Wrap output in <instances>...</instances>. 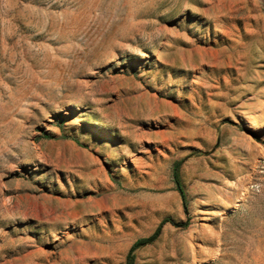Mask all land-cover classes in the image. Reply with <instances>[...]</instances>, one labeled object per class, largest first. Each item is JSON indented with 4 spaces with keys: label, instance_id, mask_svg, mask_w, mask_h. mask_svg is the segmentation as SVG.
<instances>
[{
    "label": "rangeland",
    "instance_id": "1",
    "mask_svg": "<svg viewBox=\"0 0 264 264\" xmlns=\"http://www.w3.org/2000/svg\"><path fill=\"white\" fill-rule=\"evenodd\" d=\"M165 218L136 264H264V0H0V264Z\"/></svg>",
    "mask_w": 264,
    "mask_h": 264
},
{
    "label": "trees",
    "instance_id": "2",
    "mask_svg": "<svg viewBox=\"0 0 264 264\" xmlns=\"http://www.w3.org/2000/svg\"><path fill=\"white\" fill-rule=\"evenodd\" d=\"M173 179L177 185V188L181 194L182 200H183V204L185 207L188 206V200H187V195L185 192V189L182 185V181H181V177L179 174V166L178 164H176L173 168ZM171 221V218H166L164 219L161 224L159 225V227L156 229V231L148 236V237H142L140 239H138L130 248V250L128 251V254L126 256V260H125V264H136V250L139 249L140 247H143L145 245H148L150 243H153L160 235L161 230L163 225L168 222ZM181 226H185L187 224H179Z\"/></svg>",
    "mask_w": 264,
    "mask_h": 264
},
{
    "label": "crops",
    "instance_id": "3",
    "mask_svg": "<svg viewBox=\"0 0 264 264\" xmlns=\"http://www.w3.org/2000/svg\"><path fill=\"white\" fill-rule=\"evenodd\" d=\"M181 199H182V197H181ZM182 203H183V200H182ZM165 219H166V218H165ZM162 221H163V220H162ZM162 221H161V222H162ZM161 222H160V224H161ZM160 224H159V225H160ZM158 227H159V226H158ZM158 227H157V228H158ZM157 228H156V229H157ZM156 229H155L150 235H152V234L156 231ZM150 235H148V236H150ZM148 236L146 235V236H143V237H148ZM140 238H142V237H140ZM140 238H138V239H140ZM138 239H136L135 242H136ZM135 242H134V243H135ZM134 243H133V244H134ZM133 244H132V245H133ZM150 244H151V243H150ZM148 245H149V244H148ZM145 246H147V245H145ZM130 248H131V247H130ZM129 250H130V249H129ZM127 254H128V253H127Z\"/></svg>",
    "mask_w": 264,
    "mask_h": 264
}]
</instances>
